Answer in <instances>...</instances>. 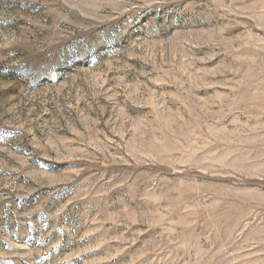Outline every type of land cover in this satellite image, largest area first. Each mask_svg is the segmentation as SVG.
Segmentation results:
<instances>
[{"label": "rangeland", "instance_id": "obj_1", "mask_svg": "<svg viewBox=\"0 0 264 264\" xmlns=\"http://www.w3.org/2000/svg\"><path fill=\"white\" fill-rule=\"evenodd\" d=\"M0 264H264V0H0Z\"/></svg>", "mask_w": 264, "mask_h": 264}]
</instances>
